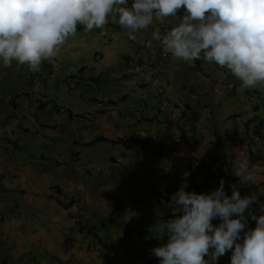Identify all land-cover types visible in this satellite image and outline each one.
Returning a JSON list of instances; mask_svg holds the SVG:
<instances>
[{"label": "crops", "instance_id": "obj_1", "mask_svg": "<svg viewBox=\"0 0 264 264\" xmlns=\"http://www.w3.org/2000/svg\"><path fill=\"white\" fill-rule=\"evenodd\" d=\"M117 19L91 31L78 25L42 61L38 92L27 65L0 63V264H159L150 250L167 241L160 226L174 218L171 196L185 184L208 193L223 179L229 196L232 184L242 197L255 194L245 231L256 227L264 84L243 88L226 68L165 54L152 35L174 18L136 40ZM239 163L256 184H239Z\"/></svg>", "mask_w": 264, "mask_h": 264}, {"label": "clouds", "instance_id": "obj_2", "mask_svg": "<svg viewBox=\"0 0 264 264\" xmlns=\"http://www.w3.org/2000/svg\"><path fill=\"white\" fill-rule=\"evenodd\" d=\"M181 8L185 14L177 19ZM114 16L130 40L154 21L174 18L175 27L152 35L165 54L226 68L243 88L264 84V0H131V6L129 0H0V63L7 68L15 61L36 71L78 25L103 29ZM232 171L240 185L257 182L245 163ZM186 187L172 194L174 218L160 226L167 241L150 250L159 264H218L226 252L230 264H264V208L250 213L256 227L245 231V211L257 202L255 194L242 197L232 184L229 196L223 179L208 193ZM217 218L221 223L214 225Z\"/></svg>", "mask_w": 264, "mask_h": 264}, {"label": "built area", "instance_id": "obj_3", "mask_svg": "<svg viewBox=\"0 0 264 264\" xmlns=\"http://www.w3.org/2000/svg\"><path fill=\"white\" fill-rule=\"evenodd\" d=\"M28 74H29V79L31 81V91L38 92L39 91V87H38V84L36 83V79L40 75V67L36 71L30 70L29 67H28ZM257 139L260 140L261 138L257 137ZM26 156H28L26 153L22 155L23 158H25ZM17 160L19 162V159H17ZM114 162L119 163L120 159L119 158H115ZM71 165L74 166V167H77V165H75L74 163H72Z\"/></svg>", "mask_w": 264, "mask_h": 264}]
</instances>
